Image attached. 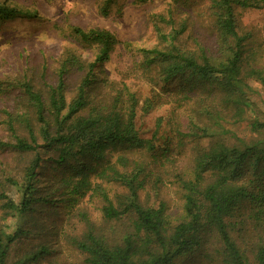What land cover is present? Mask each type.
Wrapping results in <instances>:
<instances>
[{
    "label": "trees",
    "instance_id": "obj_1",
    "mask_svg": "<svg viewBox=\"0 0 264 264\" xmlns=\"http://www.w3.org/2000/svg\"><path fill=\"white\" fill-rule=\"evenodd\" d=\"M116 1L104 0L99 14L109 16ZM208 3L217 36L213 50L176 47L188 25L183 20L173 28L175 13H170V31L155 28L160 48L141 50L127 72L163 84L172 104L170 137L158 135L163 119L156 121L151 139L142 137L139 99L126 83L112 101H91V89L108 83L99 80L96 69L110 62L118 45L108 30L71 27L70 36L95 51L94 61L68 52L55 84L37 88L31 80L20 82V107L0 120L8 133V138L0 137V151L25 162L21 172L0 177L17 195L0 193V264H39L56 254L48 241L36 240L42 235L35 231L40 218L32 216L60 209L71 218L86 197L100 201L103 225L83 213V229L67 239L84 255L85 264H182L194 259L199 264H264V25L249 32L240 27L242 13L264 20V0ZM38 17L8 1L0 3L1 21ZM72 72L80 78L69 101ZM176 80L182 88L169 91L165 86ZM6 85L0 82L2 98L8 95ZM152 106L147 99L143 114ZM203 140L205 146H199ZM190 144L195 153L180 165L178 158ZM117 149L143 156L135 160L123 154L110 162L108 153ZM148 155L160 168L157 172L147 166ZM45 163L51 175L43 182ZM92 175L117 183L121 192L112 195ZM168 188L179 198L176 213L163 193ZM56 231L66 240L65 230ZM23 241L28 246L19 253Z\"/></svg>",
    "mask_w": 264,
    "mask_h": 264
},
{
    "label": "rangeland",
    "instance_id": "obj_2",
    "mask_svg": "<svg viewBox=\"0 0 264 264\" xmlns=\"http://www.w3.org/2000/svg\"><path fill=\"white\" fill-rule=\"evenodd\" d=\"M3 1H8L9 5L20 10L37 12L39 17L36 20L21 18L10 21L0 20V82L6 83L8 88L6 89L8 95L0 97V120L6 117V111L12 113L20 107L19 99L16 98L19 94L17 86L20 82L31 80L37 88L46 82L55 84L59 64L68 52L74 53L84 62L92 63L95 51L75 41L70 36V28L79 27L84 30L98 28L113 33L118 40V45L111 55L110 62L96 69L99 80L106 79L108 83L96 84L91 89L89 92L91 101L103 103L112 101L119 90L123 91L126 83L131 86L130 91L135 92L139 99L137 128L142 137L151 139L156 131L158 119H163L158 135L164 138L170 137L168 120L171 117L172 104L165 99L166 94L163 90L166 89H163V84L158 80L149 81L139 76L136 78L127 72L132 69L134 61L139 60L141 50L160 48V39L155 28L159 27L162 30L170 28L171 24H168L170 19L167 16L170 13H175L173 28L177 29L183 20L187 22L188 28L185 33L174 43L183 51H199L200 48L213 50L217 39L209 18L208 0H147L143 4L138 0H117L107 17L99 14V8L104 0H0V3ZM263 25L264 20H259L256 13L240 15V27L243 31H255ZM79 78L74 72L68 77L67 99L69 101L78 91ZM165 87L169 88V91H174L182 88V85L176 80ZM147 99L153 102V106L148 114L145 112L143 114L142 107ZM5 129L4 126H0V137L4 139L8 138ZM206 142L203 140L199 146H205ZM159 146H162V142ZM194 146L195 144L188 145L184 156L178 158L180 165L186 163L188 156L195 153L191 151ZM171 150L175 151V147ZM123 154L135 160L143 156L138 152L130 154L117 149L110 151L107 159L115 162L117 157ZM43 157L45 158L44 155ZM24 163L19 157L0 151V177L6 178L10 173L21 172ZM146 164L153 169L152 172L160 169L153 163L150 155L147 156ZM49 171L50 166L45 163L40 171L43 182L50 177ZM91 179L107 188L112 195L121 192L117 183H109L99 175H92ZM7 185L2 182L0 193L5 192L17 199L16 191ZM163 193L170 203L171 212L176 213L180 205L178 195L173 188L164 189ZM60 198L58 197L57 200ZM1 205L2 202H0ZM100 206L98 199L86 197L77 204L71 218L65 217L60 209L54 211L48 209L40 212L38 216H32L33 220L40 218L35 231L40 229L42 235L36 237V240L44 243L48 241L57 250L56 254L39 264H85L84 255L72 248L67 239L78 235L83 229L84 224L80 221V215L83 213L87 214L90 221L103 225L100 221ZM55 228L65 230L66 240L61 239L60 236L57 237ZM26 245L28 246V241L19 243V253L26 248ZM182 264H199V262L194 259L189 262L183 261Z\"/></svg>",
    "mask_w": 264,
    "mask_h": 264
}]
</instances>
